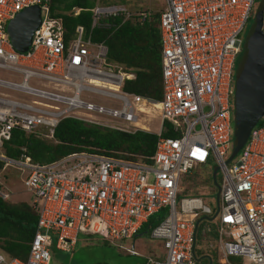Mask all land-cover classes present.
I'll list each match as a JSON object with an SVG mask.
<instances>
[{
	"label": "built area",
	"instance_id": "2783aa9c",
	"mask_svg": "<svg viewBox=\"0 0 264 264\" xmlns=\"http://www.w3.org/2000/svg\"><path fill=\"white\" fill-rule=\"evenodd\" d=\"M49 1L0 0V70L11 74V80L0 79V89L24 96L18 101L0 93V179L7 168L25 173L21 182L36 215L26 258L0 250V264H50V249L71 253L79 234L99 235L136 256L133 246L121 242L134 239L159 211L163 218L148 236L160 252L146 256L144 264H201L203 256L195 253L200 223L213 226L201 235L213 233L224 264L227 258L264 264V115L228 159L234 145L233 66L254 0H163L157 20L159 101L123 91L134 74L106 62L105 46L91 43L90 32L76 26L64 41ZM93 2L90 29L108 28L102 22L108 18L129 20L123 6ZM31 7L39 9L40 21L22 53L10 43L5 25ZM149 16L139 14L138 22ZM150 113L158 117L157 140L146 162L82 151L34 163L22 154L10 159L2 149L12 130L56 143L54 128L65 118L126 133L151 132ZM163 122L173 138L160 136ZM211 165L219 172L212 206L193 196L176 201L180 178L206 166L212 179ZM0 199L8 195L0 193Z\"/></svg>",
	"mask_w": 264,
	"mask_h": 264
},
{
	"label": "trees",
	"instance_id": "16d2710c",
	"mask_svg": "<svg viewBox=\"0 0 264 264\" xmlns=\"http://www.w3.org/2000/svg\"><path fill=\"white\" fill-rule=\"evenodd\" d=\"M93 0H50L49 15L59 18L64 41L76 26L90 32L91 43H102L106 48V62L116 64L134 74L133 80L123 84V91L159 101L161 99L158 13L144 22L123 21L121 16L108 18V28L90 29ZM72 8L81 9L73 15ZM161 137L173 138L170 124L163 122ZM56 143L45 142L21 131L12 130L10 139L2 146L6 157L16 160L24 155L34 163H48L72 152H92L125 160L147 161L155 148L157 136L153 132H121L84 124L73 118L60 120L54 128ZM20 148H23L22 152ZM163 218L149 217L138 234L148 235L150 229ZM36 223V215L28 205H9L0 199V250L10 257L25 259L28 244ZM205 224V223H200ZM202 226V225H201Z\"/></svg>",
	"mask_w": 264,
	"mask_h": 264
},
{
	"label": "rangeland",
	"instance_id": "374dc122",
	"mask_svg": "<svg viewBox=\"0 0 264 264\" xmlns=\"http://www.w3.org/2000/svg\"><path fill=\"white\" fill-rule=\"evenodd\" d=\"M98 3L101 5L112 4L114 6L117 5L123 6L129 13L130 15L129 20L131 22L138 21L137 18H139V14L142 13H150V17H151V15L158 13L163 7V0H98ZM262 5H264V0L253 1V6L250 11L249 19L246 21L244 30L241 34L243 47L246 38L253 29L256 9ZM121 18L123 19L124 16H121ZM10 26H11V22H7L5 25V30L9 31ZM261 30L264 34V8L262 15ZM243 57H244V50H242L240 55H238L235 60L233 66V76H234L233 83L235 82V77L242 64ZM112 65L116 67H120L122 69V67L119 65L113 63ZM0 79L11 80V74L6 71L0 70ZM0 93L8 95L9 99L18 100V101L24 99V96L21 94L8 92L3 89H0ZM150 116H152L153 120L150 119V122L147 124L148 129L156 131L158 117H155L152 113H150L148 117ZM141 128L146 129L147 127L145 128L144 126H141ZM231 130H234L233 123L231 125ZM231 138L232 141L234 142L233 133H231ZM212 168L214 167L212 166ZM210 174H211V170L208 171L206 166H200L195 168L191 173L183 175L179 181V190L177 191L176 194V201L183 197L193 196L200 198L203 203L211 207L213 200L215 199L216 196V191L212 179L210 178ZM24 178H25V173H20L19 171L13 168H7L6 171L2 174L0 179V193L8 195V199L5 201L7 204L9 205L29 204L31 200V196L29 193L25 191L21 182V180H23ZM215 178L216 181L218 182L219 172H216ZM161 215H162V211H159L157 213V217L160 218ZM201 225H199L196 234L195 253L198 255L199 252L200 255L203 256L202 258L199 259L201 264H208L205 255H210L214 259V256L217 255L216 253L217 248L214 243V237L212 233L213 226L209 223H205L202 226ZM207 229L212 232L208 233L207 235L205 234L201 235V232L202 231L205 232ZM133 240H126L124 242H121V244L124 246L130 245ZM133 242H134L135 251L137 250L136 252L145 255V257L151 254H157L160 250L159 243L150 239L149 236L145 234L139 235L137 238H135ZM105 243L106 241L102 240L99 237V235L90 236V237H84L82 235H79L77 237V244L75 246V250L78 249L79 253L81 254L75 253V255L72 256L73 255L72 252L64 253L50 249V254L52 258L50 260V264H92L100 259L99 255H103L102 253H106L108 250L114 251L117 254H121V255L124 254L119 249H116ZM79 246L81 247V249H79L80 248ZM96 247H100L102 248V250H99ZM85 252H87V254H85ZM104 255L106 258L107 257L106 254ZM225 262L229 264H236L239 262V260L235 258H227ZM211 264H218V263L212 260Z\"/></svg>",
	"mask_w": 264,
	"mask_h": 264
},
{
	"label": "water",
	"instance_id": "95a60500",
	"mask_svg": "<svg viewBox=\"0 0 264 264\" xmlns=\"http://www.w3.org/2000/svg\"><path fill=\"white\" fill-rule=\"evenodd\" d=\"M264 5L256 9L254 26L244 42V57L234 84V145L228 159L242 147L250 129L264 115V34L261 30ZM39 9L28 8L11 21L6 31L10 43L19 52H26L32 32L39 25ZM216 168L212 170V182ZM217 195V194H216ZM216 197V196H215Z\"/></svg>",
	"mask_w": 264,
	"mask_h": 264
},
{
	"label": "crops",
	"instance_id": "0c3cea01",
	"mask_svg": "<svg viewBox=\"0 0 264 264\" xmlns=\"http://www.w3.org/2000/svg\"><path fill=\"white\" fill-rule=\"evenodd\" d=\"M127 11V10H126ZM150 131L151 132H154L153 130H151L150 129ZM156 132V131H155ZM79 235H82V236H84V237H90V236H95V235H87V234H79ZM78 235V236H79ZM139 235H141V234H139ZM139 235H137L135 238H137ZM77 236V237H78ZM135 238H134V240H135ZM131 240H133V239H131ZM133 240V241H134ZM132 241V243L130 244V245H126V246H124V247H130V246H133V248H134V242ZM104 242V241H103ZM76 244H77V239H76V243H75V245H74V247H73V249H72V253H73V255L72 256H74L75 255V253L77 254V253H79V251H78V249H76L75 250V246H76ZM105 244H107V243H105ZM109 246H112V245H110V244H108ZM80 247V246H79ZM112 247H114V248H116L115 246H112ZM97 249H99V250H102V248H100V247H96ZM79 249H81V247L79 248ZM86 249V248H85ZM106 249V248H105ZM116 249H118V248H116ZM57 251V250H56ZM76 251V252H75ZM120 251H122V250H120ZM137 251V250H136ZM124 254H117V253H115L114 251H111V250H108L106 253H102L103 255H99L100 257V259L99 260H97L96 262H94V263H92V264H144L145 263V255H143V254H139L138 252V255H136V256H133V255H130V254H127V253H125L124 251H122ZM159 252H160V250H159ZM79 254H81V253H79ZM78 254V255H79ZM85 254H87V252H85ZM104 254H106V258H105V255ZM83 256V255H82ZM205 257L207 258V257H209L210 258V263H208V264H211V262H212V260H214L216 263H218V264H224V261H223V259H220V257H218L217 255L216 256H214V259H213V257L212 256H210V255H205ZM216 257V258H215ZM52 259V258H51Z\"/></svg>",
	"mask_w": 264,
	"mask_h": 264
},
{
	"label": "bare ground",
	"instance_id": "6f19581e",
	"mask_svg": "<svg viewBox=\"0 0 264 264\" xmlns=\"http://www.w3.org/2000/svg\"><path fill=\"white\" fill-rule=\"evenodd\" d=\"M135 125H136V126H140V125H139V123H138V121H137V122H135Z\"/></svg>",
	"mask_w": 264,
	"mask_h": 264
}]
</instances>
